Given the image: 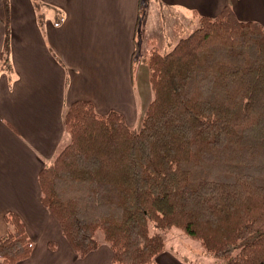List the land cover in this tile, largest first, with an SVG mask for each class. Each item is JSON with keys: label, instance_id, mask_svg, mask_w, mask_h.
Segmentation results:
<instances>
[{"label": "trees", "instance_id": "1", "mask_svg": "<svg viewBox=\"0 0 264 264\" xmlns=\"http://www.w3.org/2000/svg\"><path fill=\"white\" fill-rule=\"evenodd\" d=\"M192 22L144 55L152 98L138 127L90 100L64 111L69 140L37 180L80 257L103 240L113 264H157L176 226L223 264H264V27L229 4ZM4 219L0 262L14 264L33 243L15 213Z\"/></svg>", "mask_w": 264, "mask_h": 264}, {"label": "crops", "instance_id": "2", "mask_svg": "<svg viewBox=\"0 0 264 264\" xmlns=\"http://www.w3.org/2000/svg\"><path fill=\"white\" fill-rule=\"evenodd\" d=\"M144 1L140 20L143 0H0V237L12 212L33 243L14 264H113L104 241L76 254L40 201L37 174L69 140L63 114L72 101L90 100L96 112L116 110L133 123L136 37L160 32L159 10L193 19L229 4L236 18L264 27V0ZM155 262L184 264L166 249Z\"/></svg>", "mask_w": 264, "mask_h": 264}, {"label": "rangeland", "instance_id": "3", "mask_svg": "<svg viewBox=\"0 0 264 264\" xmlns=\"http://www.w3.org/2000/svg\"><path fill=\"white\" fill-rule=\"evenodd\" d=\"M144 3L145 1L143 0L140 20L146 17L144 13L146 3ZM158 13L161 21L160 32L154 33L153 31L154 35L152 38L150 35H146V38H144L140 34H137L136 37L137 49L133 55L132 73L135 87L134 95L137 97V108L128 114L130 119L135 116V120L131 124L133 127H138L139 119L152 98L148 68L143 60L144 55L153 45L161 52L168 50L180 36L185 35L193 27L192 19L189 16L185 17L182 13H175L163 8ZM150 38L153 42H150ZM150 230L159 231L153 226L150 227ZM161 233L164 237L163 249L171 251L184 264H223L225 261V258L216 256L211 251H208L200 239L188 235L181 228L172 226Z\"/></svg>", "mask_w": 264, "mask_h": 264}]
</instances>
